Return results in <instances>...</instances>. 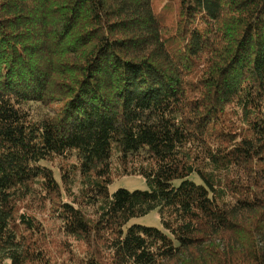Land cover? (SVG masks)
Instances as JSON below:
<instances>
[{"label":"trees","instance_id":"16d2710c","mask_svg":"<svg viewBox=\"0 0 264 264\" xmlns=\"http://www.w3.org/2000/svg\"><path fill=\"white\" fill-rule=\"evenodd\" d=\"M6 260L264 264V0H0Z\"/></svg>","mask_w":264,"mask_h":264},{"label":"rangeland","instance_id":"374dc122","mask_svg":"<svg viewBox=\"0 0 264 264\" xmlns=\"http://www.w3.org/2000/svg\"><path fill=\"white\" fill-rule=\"evenodd\" d=\"M192 178L196 182L200 183L201 181L200 178L196 175H193ZM119 188H127L130 190H134V189H148V186L146 184L145 179L142 176L132 175L117 179L109 186V190L111 193H114ZM132 224H141V225L153 226L164 229L158 210H153L146 215L133 218L131 221H129L127 227ZM4 264H11V262L9 260H6Z\"/></svg>","mask_w":264,"mask_h":264}]
</instances>
